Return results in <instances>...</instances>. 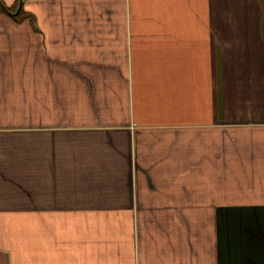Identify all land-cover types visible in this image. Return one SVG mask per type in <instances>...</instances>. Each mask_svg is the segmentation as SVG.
<instances>
[{
    "label": "crops",
    "instance_id": "obj_1",
    "mask_svg": "<svg viewBox=\"0 0 264 264\" xmlns=\"http://www.w3.org/2000/svg\"><path fill=\"white\" fill-rule=\"evenodd\" d=\"M0 264H264V0H2Z\"/></svg>",
    "mask_w": 264,
    "mask_h": 264
},
{
    "label": "trees",
    "instance_id": "obj_2",
    "mask_svg": "<svg viewBox=\"0 0 264 264\" xmlns=\"http://www.w3.org/2000/svg\"><path fill=\"white\" fill-rule=\"evenodd\" d=\"M13 10H14V12H16L15 9H13ZM0 11H7V12H10V13L12 14L13 18H14L16 21H18V22H20V21H22V20H24V19H26V18H28V17H31V13L25 12L22 8H20V10H19L18 12H16V13H12V12L10 11V9L7 8V7L4 5V3L2 2V0H0Z\"/></svg>",
    "mask_w": 264,
    "mask_h": 264
},
{
    "label": "water",
    "instance_id": "obj_3",
    "mask_svg": "<svg viewBox=\"0 0 264 264\" xmlns=\"http://www.w3.org/2000/svg\"><path fill=\"white\" fill-rule=\"evenodd\" d=\"M20 6H21V2H20L18 9L16 10V12H18L20 10ZM16 12H14V13H16Z\"/></svg>",
    "mask_w": 264,
    "mask_h": 264
}]
</instances>
